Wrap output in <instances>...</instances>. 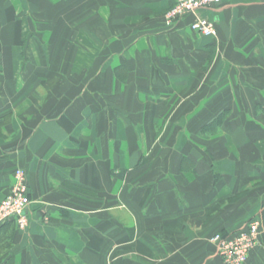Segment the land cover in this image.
Returning a JSON list of instances; mask_svg holds the SVG:
<instances>
[{
	"label": "crops",
	"instance_id": "crops-1",
	"mask_svg": "<svg viewBox=\"0 0 264 264\" xmlns=\"http://www.w3.org/2000/svg\"><path fill=\"white\" fill-rule=\"evenodd\" d=\"M174 3L0 0V264H222L255 217L264 264V0Z\"/></svg>",
	"mask_w": 264,
	"mask_h": 264
},
{
	"label": "built area",
	"instance_id": "built-area-1",
	"mask_svg": "<svg viewBox=\"0 0 264 264\" xmlns=\"http://www.w3.org/2000/svg\"><path fill=\"white\" fill-rule=\"evenodd\" d=\"M221 0H175L167 13L170 20L183 17L186 14H196L199 9L219 3ZM193 33L202 36L216 37L218 30L215 24L204 17H198L190 24ZM30 193L28 181L23 170L15 173V183L11 192L0 202V225L8 221H16L24 229L29 224L28 207ZM262 222L255 217L248 221L238 231L223 235L215 234L211 242L216 245L217 255L222 264H246L250 253L260 243Z\"/></svg>",
	"mask_w": 264,
	"mask_h": 264
},
{
	"label": "rangeland",
	"instance_id": "rangeland-1",
	"mask_svg": "<svg viewBox=\"0 0 264 264\" xmlns=\"http://www.w3.org/2000/svg\"><path fill=\"white\" fill-rule=\"evenodd\" d=\"M262 232H263V228H262Z\"/></svg>",
	"mask_w": 264,
	"mask_h": 264
}]
</instances>
